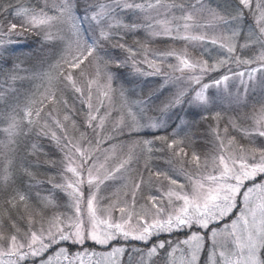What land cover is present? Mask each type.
<instances>
[{"label":"snow or ice","instance_id":"obj_1","mask_svg":"<svg viewBox=\"0 0 264 264\" xmlns=\"http://www.w3.org/2000/svg\"><path fill=\"white\" fill-rule=\"evenodd\" d=\"M84 257L264 264V0H0V264Z\"/></svg>","mask_w":264,"mask_h":264},{"label":"rangeland","instance_id":"obj_2","mask_svg":"<svg viewBox=\"0 0 264 264\" xmlns=\"http://www.w3.org/2000/svg\"><path fill=\"white\" fill-rule=\"evenodd\" d=\"M49 2L51 3V0H49ZM27 39L29 40H32L33 41H36L34 39V37H26ZM140 39L143 41L144 40V37L143 35L141 34L140 35ZM28 40V41H29ZM27 41V40H26ZM20 41H18V44H17V48H20L21 46L23 47H28V42H21L19 43ZM241 43H243V41L241 40ZM36 46H38V43L36 44ZM170 47H176V48H180L182 47V45L180 44H174L170 41H167L163 38L161 39H158V40H154L150 43V50L152 52H162V51H166L168 48ZM29 50H30V46H29ZM29 50L25 53H30ZM189 51H193L194 54L198 53V49L197 50H193V49H189ZM212 55H216V49L215 48H212ZM89 71H92V69H89ZM130 69H122L121 72H120V77H121V81L125 82L126 86H127V83L126 81L127 80H131V79H135L138 81L139 83V86L140 88L143 89V95L144 97L146 98L147 95H148V92H149V89L151 88H154L163 78L162 77H159V76H144V77H136V78H133L129 75L130 73ZM114 87H117V89L119 88V85L118 84H114ZM133 87H135V84L133 85ZM229 87L235 91L236 87H238L237 83L232 80L229 82ZM137 91L139 92V89H137ZM131 99H135L136 97L135 96H132L130 97ZM113 104H114V109L112 111V114H111V119L115 120L118 118V114H119V109H120V105H121V101H120V97L117 93V95L114 97V100H113ZM247 111H250V110H247ZM239 139V137H238ZM244 141H241V143H243ZM122 198V197H121ZM120 245L121 246H124L126 247L127 249L131 250V249H134V248H138V247H143V244L142 242H139V241H120ZM87 248H89L90 250H94V251H97V252H100V251H104L105 249L101 248L100 246H96L94 244H91V242L86 245ZM127 256H128V253L126 252L123 259L126 261L127 260ZM97 259V257H84V261H85V264H90V260H95Z\"/></svg>","mask_w":264,"mask_h":264},{"label":"trees","instance_id":"obj_3","mask_svg":"<svg viewBox=\"0 0 264 264\" xmlns=\"http://www.w3.org/2000/svg\"><path fill=\"white\" fill-rule=\"evenodd\" d=\"M212 3L214 4V5H216V4H219V5H223L224 3H225V0H212ZM30 37H34V39L36 40V41H33V39L32 40H29V39H27V38H22V39H20L19 41V43H21V42H28V45L30 46V50H29V46L27 47H20V48H17V54H19V53H26L28 50H29V52H31L32 50H35L36 48H37V46H36V44L38 43V38L37 37H35V36H30ZM27 40V41H26ZM29 40V41H28ZM42 143L44 144V146H45V150L46 151H50V149H51V146L49 145V143L46 141V140H44V141H42ZM26 147V144L24 145V146H22V149H21V156H23L24 155V148ZM45 171H47V169L46 168H41L40 169V172L41 173H44ZM41 179H43L44 178V176L43 175H41V177H40Z\"/></svg>","mask_w":264,"mask_h":264}]
</instances>
